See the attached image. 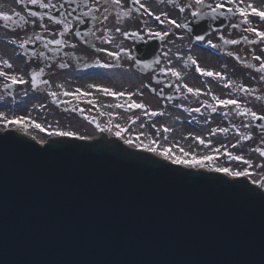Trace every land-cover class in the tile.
<instances>
[{"label": "water", "instance_id": "obj_1", "mask_svg": "<svg viewBox=\"0 0 264 264\" xmlns=\"http://www.w3.org/2000/svg\"><path fill=\"white\" fill-rule=\"evenodd\" d=\"M29 140L0 134V264H264L258 187Z\"/></svg>", "mask_w": 264, "mask_h": 264}, {"label": "rangeland", "instance_id": "obj_2", "mask_svg": "<svg viewBox=\"0 0 264 264\" xmlns=\"http://www.w3.org/2000/svg\"><path fill=\"white\" fill-rule=\"evenodd\" d=\"M2 1L6 2V0H2ZM214 1H215V4L218 2V0H214ZM7 2L9 3L10 8L11 6H16L15 8L17 10H21L20 8L23 7L19 3V0H7ZM249 2L253 3L257 7L259 6L260 8H264V0H248V1L242 0L241 7H244V5H246V3H249ZM232 4L234 5V2H232ZM9 6L7 5V9H5L4 11L6 14L13 12V10L9 9ZM232 9H234L235 11L234 21L236 25L232 23L233 27L230 26V28L227 27L226 29H222L218 32H215L212 34V37L216 38L217 41H224V42L228 41L229 43V44L225 43L224 51L227 55L224 54L223 58H226V59L225 61L223 60L221 63L226 62L228 53L230 54L231 51H233V49L238 47L243 52L242 58H241V61L243 63L241 68L243 72H241L239 76L243 77L244 73H246L244 70V65L248 67L250 71L249 73H253V76H252L253 84L258 89V96H257L258 101L257 102H258L259 110L256 111V113L258 116L264 115V68L261 67V65H264V40H260L252 34H247L245 30L244 17H242L238 13L236 6L234 8L232 6ZM215 16L217 17V14ZM186 17L187 16H185L184 18ZM36 20H39V19H32V20L29 19L28 23H24L22 26H20L22 28L18 27L16 31L12 32L13 34L12 38L14 36L21 35L19 33L20 29H22L21 32L27 29L34 30V28H31V25H35L36 28L40 29L41 28L40 26H43L49 22V20L45 19L43 20L44 21L43 24L39 22L35 23ZM258 28L261 31H264V24H259ZM1 30L5 31L6 29H3L0 27V32ZM224 33H227V34L229 33L228 34L229 38H225ZM221 34L222 36H220ZM4 36H8V35L4 33ZM179 38H180L179 40L177 36H172L170 38V46L168 48L166 58L168 57L170 52L172 53L178 52V55H177V59H178L177 61H179L178 66L180 65L183 66L184 67L183 69H187V71H189L192 74L194 72V67L191 66L190 64L186 66V63H189L188 61L189 59L186 54L187 53L186 49L188 48V44L184 40H181L182 36H179ZM13 39H16V38H13ZM8 40L9 39H5L4 41H1V44L8 46V42H7ZM232 40H236L238 41V43L233 44L230 42ZM180 44H181V47H180ZM217 50L220 53L222 51L221 48H218ZM195 56L198 58L197 61L201 68L207 69V68L215 66L218 69H220V63H218L219 62L218 60L220 59H218L217 61H211L210 59H207L206 56H204L201 51L196 53ZM257 57H260V59L258 60ZM20 61L18 62V64H21ZM35 61L40 62L41 60L36 59ZM213 62L215 63L213 64ZM171 65H167V66L170 67ZM167 66H166V69H168ZM69 71L70 70H68L67 72ZM42 76L46 77L45 73H43ZM155 76H156L155 74L150 75L149 81H147L150 83V86L158 90L162 88V85H163V88H167L166 85L171 84L172 89L170 91L165 90V92L166 91L172 92L176 88H179L180 91H179V94L177 95L179 97V100H170L169 97H166V96L161 99L157 93L153 92V89L147 90L146 95L144 93L143 96H140L142 92L138 89L137 90L133 89V92H132L133 94L130 98L132 100L145 101L148 104V109L142 114H137V113L122 114V119L127 121V125L128 127H130V130L127 127L125 132L129 133L133 138L145 137L147 134L152 135L153 131H156V130L155 129L152 130L150 127H148L146 120L154 116L152 114L154 111H160L161 113H166L167 115H169V117H166L167 119L165 118L162 121L174 120L176 116L182 115V114H185L188 117H194L195 119L199 116L200 118H204L205 120V122L199 121L200 124H203L201 126L197 125V123L195 122L193 125H191L189 121H186V120L183 121V125H180V126L176 125L177 129L174 130V133L176 134V138L180 141L181 147L184 149H187L190 153V154L181 153V155L183 156L189 155L190 157L194 155L195 153L196 154L195 156L198 158L201 155L206 156L211 153H214L215 155H217L215 152H221V154H223V150H225L224 155H221V154L218 155L219 166L226 165V166L234 167L237 165L238 160L233 159L231 157L240 156V157H243L242 162L244 160L245 161L247 160V163L243 162L242 164L238 166V169H240V171L243 170L244 168H251V167L256 166L258 164L257 160L259 159L264 161V155H261V151H260V150H264V133L260 132L259 127L255 125V120L257 118H253L251 115H245L243 113L240 114L238 112L230 116L227 113H225L223 110L222 111H212L211 107L209 106H206L204 109H202L198 113L192 112L191 108L194 107V105L196 104V101H200V100L204 101V100L202 98H199L198 100L192 99L189 95V92L186 90V88L182 86L181 81L185 82V84L190 85L192 87L194 85V82L195 83L197 82V79L194 76L191 77L190 74L186 75L181 72V75L179 77H174L169 72H167V76L165 78L166 83L162 82V85L156 84L155 82H153V79ZM131 77L133 78L134 76H131ZM134 81H135L133 84L134 86L140 83L141 85H143L144 89L147 88V86L144 83V80H141V77L138 80L135 78ZM198 82H199V79H198ZM114 86L116 87V85ZM243 87L244 86L241 84V86L238 87V89L236 90V95L238 99L241 100V102H244ZM220 90H221L220 93L225 92L224 87L221 88ZM44 95L45 97L43 98L38 97L37 99H35L36 100L35 103L41 104L42 102H44L45 98H47L48 96L47 94H44ZM204 98L205 100H207V101H204V103L208 104L210 102V97L207 91H206ZM122 109H123L122 107H117L116 110H118L119 112V111H122ZM26 110L27 109L25 108L22 111V114H24ZM64 111L65 110L63 109V107H59L57 112L58 113L62 112L64 116H67L70 112H72V111H69L68 113H66ZM38 115L40 119L43 120L42 122L43 124L45 125L47 124L51 128H57L55 122L52 120V116H50L49 114H45V112H40L38 113ZM116 115L117 116L115 117H117V119L121 118L120 113ZM63 118L65 120L66 125L69 126L70 128L76 131H80L81 130L80 126H85V128L88 129V131L86 132L92 133V131L89 130L92 127L91 126L92 123L85 121L80 116L73 115L70 119H67L66 117H63ZM96 120L97 119L95 118V121ZM141 120L145 121L146 122L145 124L147 125H141V126L138 125L137 122ZM230 120H234L235 124L228 126L227 132H221V133L215 132L214 133L213 123L215 124L218 123L217 124L218 126H227ZM57 124H60V122H57ZM61 124L64 125V123L62 122ZM134 128H136L135 131L137 132V133L135 132V134H134V131L132 130ZM82 129H84V127H82ZM237 133L239 135H237ZM195 135L200 136L202 139L206 141H211L212 145L209 147H201L200 145H196L194 142ZM244 136H250L251 138L243 139ZM149 139H155V138L151 136ZM215 144H217L216 148L214 147ZM194 147L205 150V151L197 152L193 150ZM229 153L231 154V157L229 156ZM250 160L253 162V164L249 163Z\"/></svg>", "mask_w": 264, "mask_h": 264}, {"label": "bare ground", "instance_id": "obj_3", "mask_svg": "<svg viewBox=\"0 0 264 264\" xmlns=\"http://www.w3.org/2000/svg\"><path fill=\"white\" fill-rule=\"evenodd\" d=\"M249 6L250 5H248L246 7V10L249 11V16H248V19L246 22V33L247 34H256L255 32H249L247 30L249 28H256L257 23L259 21V17L256 16L255 14L251 13V9ZM252 7H254V6H252ZM255 8L262 10V8H258V7H255ZM5 22H8V21H5ZM3 33H4V31H1V36H4ZM0 50H1V52L4 51V53H5V55H4V54H2L3 53L2 52L1 53L2 56L9 57V58L11 57L12 59L16 58L13 55L14 54L13 48L6 46V45H1ZM199 51H201L203 53V55L206 56V58L210 59L211 61H217L218 59H220V60H218L219 61L218 63H220V69L213 66V67H210L207 69L205 68V70L221 73L222 76L220 78H217L216 76H211V77L205 76L201 72L195 70V74H198L196 78L199 79V81H201V82L199 84L195 83V87H192V88L193 89H200V92L198 94L196 92H190V96L195 100H198V98H202L204 101H207L204 98L205 94H206V87H207L212 92V99L213 100H211L208 104L204 103V101H201V100L196 101L194 108L199 109V111H200L206 105L207 106L211 105L212 108L214 107L216 109L218 108L217 106H222L224 108V110L226 111V113L230 116H232L235 112H238V111L245 112L246 109H249V110L254 111V112L258 111L259 110L258 102H257L258 101L257 100L258 89L253 84V78H252L253 73H249L250 71H249L248 67L244 65V70L246 73H244L243 77L239 76V74H241V72H243L242 68H241V66L243 64L241 61L242 51L238 47L233 49V51L228 56L230 59L226 60L225 63H221L224 59L218 57L219 55H217V54H214L215 55L214 56L210 52H207L204 50H199ZM16 59L19 60V58H16ZM235 61H237V62L235 63ZM214 63L215 62H213V64ZM175 66L178 68L177 71H180L184 74L187 72V70L183 69L181 67V65L179 67L178 63H176ZM95 74H98V75H96L97 77H100V76L108 77V75H101L100 72L95 73ZM113 75H115L114 78L116 80L126 81V79H128L130 81V79H133V78H131V76H128L127 74L126 75L122 74V73L119 74L116 72ZM89 78L93 79V75L91 74L90 76H88L85 79H89ZM229 82H231V83H229ZM241 84L244 86L243 87V92H244V102L243 103H241V101L238 99V97L236 95V90L238 89V87L241 86ZM223 87L225 89V92L220 93L221 92L220 89ZM244 89H247V91H245ZM94 93L101 101H105L104 97L102 95H100L97 92H94ZM213 97H217L219 99L236 100V101H238V106L237 105H226V106L220 105V104H218L217 100L214 99ZM21 107L22 106H19V108H21ZM83 107L85 109L87 108L88 113L90 114V116L93 117L92 110H90L87 107V105H85ZM166 117H168V115ZM185 117H186V115H179V116H176V118L174 120H171V121H162L159 118H152L150 120V123L155 124L157 126V132H154V136L156 137V140H155V143H153V144H146L144 142H140L138 140H133L132 138H128L125 135H122L121 134L122 130L126 127L125 121L116 120V123L112 126L110 121H108L106 118H103L101 116L100 125H101V127L110 128L108 137H110V138L111 137L112 138L117 137V138L123 140L129 147L132 148L131 149L132 151L142 150V152H147L148 154H153L155 157H160V159L166 163H176L177 158L187 159V160L191 159V156L189 157V155H185V156L181 155V153L187 154V153H189V151L187 149H184L181 147L180 141L176 138V134L174 136V133H173V130L176 129V125H178V126L183 125V121H184ZM0 120H1V117H0ZM200 121L204 122V119L202 118V119H200ZM163 123H165V126L168 128L166 131L167 133L164 132V129L162 126ZM217 124L218 123H216V124L213 123L214 133L215 132L221 133L222 131H220V129H227L228 126L234 125L235 123H234V120H230V122L227 126H218ZM198 125L201 126L203 124H198ZM11 126L19 127V126H15V125H9L8 121H6V124L4 125V127H1L0 129L3 132L7 131V130H12ZM80 127H85V126H80ZM17 130L22 131L20 133H22L23 136H30L33 143H35V142L39 143L40 145L35 143L38 147H43V146L47 145L48 142L50 141V139H53L56 136H59V134L58 135H52V134L42 135L41 133L30 131V130L26 129V127H24V126L19 127V129H17ZM94 130L95 131H93L90 136H93L96 138H101L102 137L101 136L102 131H98L96 129H94ZM60 132H62V131H60ZM118 132L120 133V135H117ZM50 136H52V137H50ZM81 136H88V134L87 135H81ZM197 137H200V136H198V135L194 136V142L196 145H200L201 147H209L212 145L211 141H210V143H208L209 141H206L204 139L203 140L205 141V143L201 144L200 141L197 139ZM173 140L176 142L178 140V142H179V143H177V147H176L178 152L175 153V155H171V154H173L174 148L170 147V144L173 142ZM214 147L216 148L217 144H215ZM153 148H155L156 151H152L151 149H153ZM166 149L169 150L167 153H165ZM181 149H183V151H181ZM193 150H195L197 152L205 151L202 149H198L196 147H194ZM194 155H196V154H194ZM201 156H199V157H201ZM176 164H178L179 166H182L180 163H176ZM184 165H188V164H184ZM204 166H205L204 164L195 165V166H193V169L201 168V169L209 171V169L207 167H204ZM219 168H224V167H219ZM201 171L202 170H197L196 172H201ZM225 174L226 175H224V176H229V177H231V179L236 178L235 175H231L229 173H225ZM251 177H252V181L250 184H253L254 187H258L256 184V183H258L259 186L262 189H264V184H262V182H261V184L259 183L260 177L254 178L253 175H251Z\"/></svg>", "mask_w": 264, "mask_h": 264}, {"label": "snow or ice", "instance_id": "obj_4", "mask_svg": "<svg viewBox=\"0 0 264 264\" xmlns=\"http://www.w3.org/2000/svg\"><path fill=\"white\" fill-rule=\"evenodd\" d=\"M20 2H22V0H20ZM30 2L33 3V4H35V3L38 2V0H30ZM136 2L139 3V0H136ZM202 2H203V0H196V3L197 4H201ZM114 3H116L117 5H119L121 3V0H114ZM42 6L45 7V8L55 7L54 5H50V4H43ZM223 7H224V5L218 4L215 8H212L211 15L215 16V14L217 13L218 9L223 8ZM249 7L251 9V13L252 14H255L256 16L260 17L261 19H264V11H261L259 9H256L255 7H252L251 5ZM181 11H183V9H181ZM228 11L231 12V11H233V9L229 8ZM237 11L239 12V14L242 17H244L245 21L247 22V19H248V16H249V11L246 10L244 7H238L237 8ZM31 15L35 16V15H37V13L33 12V13H31ZM0 17H3V19L5 21H12V19H13V16L12 15H9V14L3 13V12H0ZM52 19H55V18L53 17ZM105 19H107V17H105ZM156 19L157 20H160V16H157ZM160 22L163 23L164 21L161 20ZM170 23L173 24V25H176L177 27H186V25H179V24H177V22L175 20H171ZM247 30L249 32H255L258 37L264 39V31H259L256 28H249ZM124 35L127 36V35H129V33H124ZM154 35L163 38L167 34L166 33L157 32ZM197 39H203V37H197ZM230 42L233 43V44L238 43V41H236V40H232ZM53 43L59 44V43H62V41L61 40H54ZM209 43H211V41H209ZM113 55H118V53H113ZM257 59L259 60L260 57H257ZM158 62L159 61H157V63ZM192 63L195 64L196 61L195 60H192ZM9 67H11L10 64H9ZM261 67L264 68V65H261ZM196 70L199 71V72H201L205 76H210V77L211 76H216L217 78H220L222 76L221 73L213 72V71H209V70H205L203 68H200L199 65H197V69ZM161 71L169 72L171 75L176 76V77H179L181 75V73L179 71H177L176 69H174V68L161 69ZM3 75H6V73L0 71V76H3ZM42 75H43V71L42 70L40 72H38V73H33L32 80H33V84L34 85L37 84V83H45V84L48 83V81H41V80H39V77L42 76ZM11 80H12V83L13 84H16V83H24V81L22 79H18L15 76L11 77ZM229 83H231V82H229ZM7 86L10 87V85H7ZM184 87L187 88L188 92H196L197 94L200 92V89H193V88L188 87L187 85H184ZM244 90L247 91V89H244ZM104 91L106 93H108V94H111V95H120L118 93L111 92V90H108V89H104ZM53 95H55V94H53ZM213 98L216 99L217 102H218V104H220V105H225V106L226 105H237L238 106V101L233 100V99H219L217 97H213ZM120 107H124V106L121 105ZM130 107L143 108V107H146V106L143 105V104H137V103H135L133 101L132 104L130 105ZM209 107H211V105H209ZM196 111H199V109H196ZM212 111H216V108L213 107L212 108ZM155 114L156 113H153V115H155ZM243 114H245V115H251L253 118H257V119H264V115L258 116L256 112L251 111L249 109H246ZM24 119L25 118H16L14 122L19 124V123L23 122ZM35 126L37 128H40L41 127L39 124H36ZM220 131L227 132L228 130L227 129H220ZM58 134L59 135H62V136H73V135H75V133H71V132H59ZM117 135H120V133L118 132ZM250 138H251L250 136H244L243 137V139H250ZM197 139L200 141L201 144H204L205 143V141L202 138L197 137ZM208 143H210V141ZM151 150L152 151H156L155 148H153ZM168 151L169 150L166 149L165 150V153H167ZM181 151H183V149H181ZM260 151H261V155H264V150H260ZM229 156L231 157V154L230 153H229ZM213 158H214L213 156H204V157H202L200 159H197V157L195 155H192L190 160L177 158L176 159V163L188 164L190 166H195V165H202L204 163V161L212 160ZM231 158L236 159V160H242L243 159V157H240V156H235V157H231ZM245 163H247V161H245ZM216 171L229 173V174L235 175V176H242V175H245L246 174L245 172H239V171L232 172L228 168H217Z\"/></svg>", "mask_w": 264, "mask_h": 264}, {"label": "flooded vegetation", "instance_id": "obj_5", "mask_svg": "<svg viewBox=\"0 0 264 264\" xmlns=\"http://www.w3.org/2000/svg\"><path fill=\"white\" fill-rule=\"evenodd\" d=\"M89 11H90V13H92V11H95V9L93 7H90ZM83 12H85V11H83Z\"/></svg>", "mask_w": 264, "mask_h": 264}]
</instances>
